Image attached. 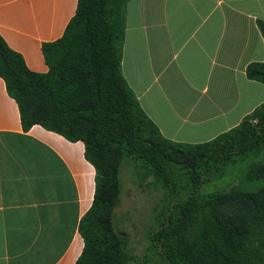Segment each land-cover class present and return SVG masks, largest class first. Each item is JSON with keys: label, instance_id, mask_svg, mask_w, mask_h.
Masks as SVG:
<instances>
[{"label": "trees", "instance_id": "trees-1", "mask_svg": "<svg viewBox=\"0 0 264 264\" xmlns=\"http://www.w3.org/2000/svg\"><path fill=\"white\" fill-rule=\"evenodd\" d=\"M127 2L77 0L63 34L42 43L43 73L0 35V77L22 129L38 124L81 141L94 167L74 264H264V102L208 141L162 136L121 72ZM256 23L264 38V20ZM245 72L264 83V60ZM123 168L134 182L162 189L143 256L114 224Z\"/></svg>", "mask_w": 264, "mask_h": 264}, {"label": "crops", "instance_id": "crops-1", "mask_svg": "<svg viewBox=\"0 0 264 264\" xmlns=\"http://www.w3.org/2000/svg\"><path fill=\"white\" fill-rule=\"evenodd\" d=\"M77 0H0V35L27 67H48ZM264 0H128L121 72L165 138L199 143L264 102L246 66L264 60ZM81 141L35 124L24 131L0 77V264H74L78 223L94 193Z\"/></svg>", "mask_w": 264, "mask_h": 264}, {"label": "rangeland", "instance_id": "rangeland-1", "mask_svg": "<svg viewBox=\"0 0 264 264\" xmlns=\"http://www.w3.org/2000/svg\"><path fill=\"white\" fill-rule=\"evenodd\" d=\"M120 180L121 201L115 209L114 224L128 235L131 252L143 256L149 246L148 232L155 226L154 211L162 204V189L134 182L128 168L122 169ZM211 187L217 188V181Z\"/></svg>", "mask_w": 264, "mask_h": 264}]
</instances>
